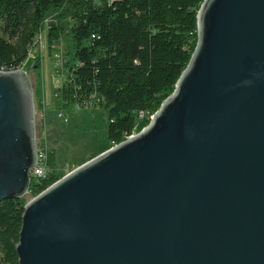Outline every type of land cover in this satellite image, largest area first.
Wrapping results in <instances>:
<instances>
[{
    "label": "water",
    "instance_id": "1",
    "mask_svg": "<svg viewBox=\"0 0 264 264\" xmlns=\"http://www.w3.org/2000/svg\"><path fill=\"white\" fill-rule=\"evenodd\" d=\"M37 158L30 79L0 71V204L29 193ZM17 254L264 264V0H204L173 94L139 133L27 203Z\"/></svg>",
    "mask_w": 264,
    "mask_h": 264
},
{
    "label": "trees",
    "instance_id": "2",
    "mask_svg": "<svg viewBox=\"0 0 264 264\" xmlns=\"http://www.w3.org/2000/svg\"><path fill=\"white\" fill-rule=\"evenodd\" d=\"M203 2L0 0V71L24 68L50 17H57L59 23L67 21L76 63L66 64L69 76L57 91V106L67 112L73 107H103L107 119L101 129L106 143L102 149H93V159L144 129L149 117L173 94L198 43ZM48 29L51 53L61 30L58 26ZM39 58L34 63L38 72ZM34 96L42 112L38 90ZM56 113L47 115L53 133L65 126ZM47 157V178L33 180L29 190L34 198L63 178V160L56 149L48 150ZM27 203L23 198L0 204L3 264H19L17 245Z\"/></svg>",
    "mask_w": 264,
    "mask_h": 264
},
{
    "label": "rangeland",
    "instance_id": "3",
    "mask_svg": "<svg viewBox=\"0 0 264 264\" xmlns=\"http://www.w3.org/2000/svg\"><path fill=\"white\" fill-rule=\"evenodd\" d=\"M48 25L60 27V39L52 47L50 53L48 45V27L45 26L37 41L33 55L24 65V70L31 82L34 91L40 93L43 110L39 111L37 99L35 102V125L37 147L45 144L47 151L56 149L58 158L63 160L61 173L63 177L76 170L78 167L92 160L93 149H102L105 146L106 136L101 127L106 122L107 115L103 107L83 109L73 107L69 112L58 109L57 91L68 79L69 73L66 64L72 67L76 61L74 58V45L68 34V22L58 21L57 17H50ZM40 57L41 71H35V57ZM58 115L64 127L52 132L47 115ZM43 137V138H42ZM30 202L34 197L30 192L24 197Z\"/></svg>",
    "mask_w": 264,
    "mask_h": 264
},
{
    "label": "built area",
    "instance_id": "4",
    "mask_svg": "<svg viewBox=\"0 0 264 264\" xmlns=\"http://www.w3.org/2000/svg\"><path fill=\"white\" fill-rule=\"evenodd\" d=\"M48 22V21H47ZM47 24V23H46ZM21 70V69H19ZM141 119H143L145 116L141 115ZM154 115H151L149 117V120L151 121L153 119ZM136 133H134L132 136L127 137L126 139L132 138ZM44 143V142H43ZM47 149L45 144H41L40 147H38V158H37V165L35 169L31 172V176L33 180H41L47 178Z\"/></svg>",
    "mask_w": 264,
    "mask_h": 264
},
{
    "label": "crops",
    "instance_id": "5",
    "mask_svg": "<svg viewBox=\"0 0 264 264\" xmlns=\"http://www.w3.org/2000/svg\"><path fill=\"white\" fill-rule=\"evenodd\" d=\"M47 27L49 28V27H51V26H49L48 23H47ZM135 133L137 134L138 132H135Z\"/></svg>",
    "mask_w": 264,
    "mask_h": 264
}]
</instances>
